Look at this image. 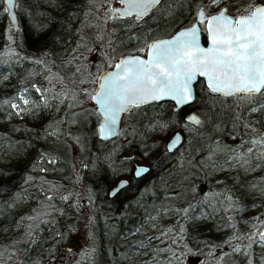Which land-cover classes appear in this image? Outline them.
Returning <instances> with one entry per match:
<instances>
[{
  "label": "trees",
  "instance_id": "trees-1",
  "mask_svg": "<svg viewBox=\"0 0 264 264\" xmlns=\"http://www.w3.org/2000/svg\"><path fill=\"white\" fill-rule=\"evenodd\" d=\"M17 2L18 7L14 9L16 26L11 32L6 13L0 14V102L15 97L25 88L35 100H39L31 85L47 86L46 72L43 65L33 62L35 59L55 61L54 72L70 74V67L62 66V61L69 58L72 49L84 37L86 47L80 49L83 57L80 63L96 73L105 52L98 35L115 30L112 39L116 42L115 54L120 56L139 46L137 41L128 39L130 35H139L142 42L151 28L168 26L170 32L186 25L191 21L192 9L196 5L195 0L172 2V15L167 18L153 20L145 17L147 23H143V27H130L128 22L132 18L129 17L105 25L102 19H96L102 13H97L95 8L91 15H86L88 0ZM156 15L159 17V13ZM9 46L17 53L16 57L9 58ZM89 48L96 50L90 53ZM194 93V100L189 105L175 110L168 100L135 110V115L128 117L127 123L121 120L118 132L127 134L106 140L95 134L96 115H82L75 124L57 125L56 121L68 111L63 106L61 111H56L55 106L39 107L20 117L9 116L11 110L0 103V245L7 247L19 241L15 248L24 264H145L147 259L137 257V252L165 245H160L159 241L148 244V237L157 234L148 233L143 227L140 233H131L143 226L145 218L155 213V208L184 206L188 201L202 199L205 193L227 186L238 198L240 211L232 213L235 221H248L264 213V194L260 188L250 190L253 183L264 187L258 179L264 177V170L256 174L233 169L220 171L203 163L207 159L210 138L219 140L224 148L236 141L231 138L234 132L229 122L231 113L225 116L221 103L209 99L213 94L208 92L200 78L194 82ZM83 99L91 112L94 109L92 102L87 97ZM188 108L199 113L201 125L186 124L184 117ZM258 115L254 114L252 119ZM217 125H220V131L216 130ZM56 127L63 133L59 139L45 134L46 130ZM176 130L181 132L182 143L168 152L165 141ZM69 132L72 138L67 135ZM75 137H80L79 143L74 141ZM42 153L55 156L57 163H38ZM224 154L221 151L215 159L223 163ZM84 164L88 167L85 168ZM136 164L147 165L150 171L134 177L132 171ZM40 167H46L48 171L41 173ZM29 174L45 177L49 183L56 184L60 195H69L68 201L57 199L55 207L48 208L39 180L35 185H24ZM121 176L126 177V185L115 195H109V189ZM186 176L187 180L184 179ZM217 180L224 183L218 184ZM192 186L197 188L195 195L190 191ZM24 188H27L28 198L18 206L7 207L14 193ZM176 193L180 196L171 203L167 197ZM257 197L263 200L259 202ZM212 207L206 204L196 208V215L211 213V217L187 225L186 244L176 249L178 255L173 264H186L180 256L202 244L215 245L217 256H225L222 264H246V261L238 263L242 255L233 254L231 247L223 244L232 235V230L227 227L218 229V225H225L226 218L223 212H213ZM34 210L51 214L27 221V216L35 215ZM204 220L208 221L207 227H199ZM29 223L33 225L31 237L27 235ZM238 228L248 230L243 223ZM58 232L63 233V238L57 236ZM70 237L72 240L66 242ZM29 240L34 242L29 244ZM141 241L146 245L144 249L138 247ZM93 248L95 251L89 255ZM262 254L264 248L257 252L255 264L261 263ZM9 264H16V257ZM197 264H217V261L209 253H203Z\"/></svg>",
  "mask_w": 264,
  "mask_h": 264
},
{
  "label": "snow or ice",
  "instance_id": "snow-or-ice-1",
  "mask_svg": "<svg viewBox=\"0 0 264 264\" xmlns=\"http://www.w3.org/2000/svg\"><path fill=\"white\" fill-rule=\"evenodd\" d=\"M116 3L120 7H113L111 0H88L89 9L86 15H91L95 8L97 13H102L96 16V19H102L105 25L110 21L129 17L132 18L129 26L139 27L141 22L147 23L145 17L158 20L167 18L173 11L172 0H116ZM17 7V0H2L0 4V14L6 13L10 17L9 32L16 25V15L13 10ZM213 8L217 10L212 12ZM157 12L159 17L156 15ZM114 32L115 30L98 35L105 52L104 60L100 65V69L103 70L98 69L96 73L91 72L86 64L80 63L83 59L80 49L86 47L84 37H81L80 43L72 49L69 58L62 61V66L70 67V74L54 72L55 61L35 59L34 63L44 67L46 72L44 80L47 86L35 83L31 85L39 100L25 95L29 92V89L25 88L15 97L0 102L11 110L9 116L23 117L39 107L55 106L56 111H61L63 106L68 111L63 118L56 121L57 125L75 124L82 115H96L100 120L97 131L101 139L106 140L120 134L126 135V132H118L117 126L122 119L127 123V118L135 115V110L145 105L166 98L174 100L177 106L191 102L194 99L193 84L198 78H203L213 98H222L224 115L229 116L231 113L229 122L234 129L231 138L236 141L234 145L224 148L219 140L210 138L207 159L203 163L220 171L233 169L248 173L257 168L264 169V0H199V7L190 24L170 38H153L151 30L142 42L139 35L135 33L130 35L128 39L137 41L139 46L127 55L115 54L116 42L112 39ZM202 33L207 35V47L201 43ZM11 39L12 36L9 35V40ZM95 50L88 49L90 53ZM8 55L12 58L16 57L17 53L9 46ZM44 55L47 56V53ZM88 85L93 87L90 89ZM84 97L95 105L91 112L85 107ZM229 100L232 101L231 104L228 103ZM254 114H259L256 119H252ZM202 123L195 114L186 118V124L195 126ZM158 127H166V125H158ZM216 130H221L220 125H217ZM45 134L59 139L63 133L59 127H56L46 130ZM67 135L72 138L71 132ZM74 141L79 143L80 137H75ZM181 143L182 137L177 133L169 143L168 151H173ZM221 151L225 153L223 163L215 159ZM125 159L130 160L131 157ZM38 163L55 165L57 158L42 153ZM84 167L87 168L88 165L84 164ZM39 171L46 173L48 169L40 167ZM149 171L150 169L146 167H137L136 175L141 176ZM184 179L187 180L188 177ZM258 179L264 184V177ZM37 180L48 208H54L57 199L68 201L69 195H60L59 187L49 183L45 177L26 175L24 185H35ZM126 183L121 181L111 195H115ZM217 183L224 182L217 180ZM258 188L264 194V187L260 184L250 185V190L255 191ZM190 191L195 195L197 188L192 186ZM179 196L180 193H176L167 199H178ZM27 198V188H24L23 191L14 193L7 207L18 206ZM206 204L213 206V212L224 213L225 225H218V229L223 230L227 227L232 230V235L223 244L231 247L233 254L247 257L246 264H255L253 246L264 248V213L248 221H235L232 213L240 211L238 198L227 186L205 193L202 199L195 202L188 201L184 206L168 205L155 208V214L148 215L146 222L159 223L165 217L172 216L176 219L172 224L161 226L158 235L148 237L149 243L157 240L160 245L165 246L157 245L148 252L138 253L149 257L145 260V264H173L178 255L176 249L186 244L187 225L211 217V213L195 214L197 207ZM34 211L35 215L27 216V221L32 222L40 219L42 215L51 214L41 210ZM41 222L47 221L41 220ZM240 223L245 224L248 230H240L238 228ZM27 227L29 228L27 235L31 237L32 223ZM142 227L137 228L131 235L140 233ZM151 227L157 229V223H151ZM57 236L63 238V233L58 232ZM33 242L29 240L27 243ZM18 243L20 242L14 241L7 247L0 245L3 249L0 251V264H9L13 257H16V264H24L15 248ZM9 247L12 248L11 251ZM138 247L144 249L146 245L141 241ZM24 251L27 252V249ZM94 251V248L91 249L89 255ZM5 252H8L7 256ZM209 255L217 261V264H222L225 259L224 255L217 256L214 251H210ZM160 256L164 259H160ZM260 259L261 264H264V254Z\"/></svg>",
  "mask_w": 264,
  "mask_h": 264
},
{
  "label": "rangeland",
  "instance_id": "rangeland-1",
  "mask_svg": "<svg viewBox=\"0 0 264 264\" xmlns=\"http://www.w3.org/2000/svg\"><path fill=\"white\" fill-rule=\"evenodd\" d=\"M116 3V0H112V5L113 4H115ZM130 23H131V20H130V22H128V24L130 25ZM139 27H143V22H141V26H139ZM151 27V26H150ZM142 30V32H143V29H140L139 31H141ZM151 30V32H152V35H154V34H164V33H166V32H168V30H169V27L168 26H163V27H161V28H159V29H154V28H151V29H149V31ZM136 42V41H135ZM98 69H100V68H98ZM98 69H97V71H98ZM96 71V72H97ZM26 95H28V96H30L32 99H34V96H32L31 94H29V93H27ZM204 97H205V95H204ZM209 99H212V100H215V101H217V102H219V103H221V99L222 98H219V97H215V98H213L212 96H210L209 97ZM35 100V99H34ZM196 113H198L196 110H194ZM199 114V113H198ZM97 119H98V117H97ZM261 170H264V169H262V168H257L256 170H254V171H252V172H249V173H252V174H256V173H258L259 171H261ZM215 177H217V175H215ZM121 178H123V179H125L126 180V177H119V179H121ZM213 180H214V177L212 176L211 177ZM248 179V178H247ZM126 182H127V180H126ZM116 183V182H115ZM114 183V184H115ZM113 184V185H114ZM112 185V186H113ZM111 186V187H112ZM169 194V193H168ZM256 200H258L259 202H261L262 200H263V198L262 197H257L256 198ZM169 201L172 203L173 201H174V199H169ZM155 213H153L152 215H154ZM174 220H175V217L174 216H172V217H165L164 219H163V221L162 222H155V221H153V222H146V218H145V221L143 222V228L146 230V232H148V233H156L157 235H158V229L161 227V226H167L169 223H173L174 222ZM151 223H157V229H153L152 227H151ZM207 225H208V221H203V222H201L200 223V225H199V227H207ZM72 240V238L70 237V238H68L67 239V241L66 242H70ZM157 240H152L151 241V243H153V242H156ZM151 243H149V241H148V244H151ZM213 245L211 244H202V245H200L197 249H194L193 251H190V252H187V253H185L184 254V256L183 257H181L180 256V258H182V259H184V261L186 262V264H197L199 261H200V257H201V255L203 254V253H209L210 251H214V252H216L215 250H217L216 248H213L212 247ZM259 249H261V248H259V247H256V246H253V250H254V252H255V258H254V260H255V262L257 261V252L259 251ZM141 252H143V251H139V252H137L136 253V256L137 257H139L140 259H148L149 257L148 256H144V255H140V254H138V253H141ZM145 252H148V250L147 249H145ZM163 256H160L159 258L160 259H164V257L162 258ZM179 258V257H178ZM244 261H247V257H245V256H242L240 259H239V262L238 263H241V262H244ZM176 262V261H175ZM173 263H174V261H173ZM257 264H261V263H257Z\"/></svg>",
  "mask_w": 264,
  "mask_h": 264
},
{
  "label": "water",
  "instance_id": "water-1",
  "mask_svg": "<svg viewBox=\"0 0 264 264\" xmlns=\"http://www.w3.org/2000/svg\"><path fill=\"white\" fill-rule=\"evenodd\" d=\"M112 6H113V7H120V5H118L117 3L113 4ZM13 11H14V10H13ZM14 13H15V12H14ZM6 15H7L8 19H9V21H10V17H9V15H8V14H6ZM10 23H11V21H10ZM189 24H190V23H188V24H186V25H183V26H180V27L176 28L173 32H171L170 34H168V35H166V36L156 37V39H167V38H170V37H171L172 35H174L176 32L180 31L182 28H184L185 26H187V25H189ZM15 26H16V25H15ZM203 34H204V38L202 39V36H201V43H202L203 46L207 47V35H206V33H203ZM124 55H127V54H124ZM100 70H103V69H100ZM107 70L110 71L111 69H107ZM200 79L202 80L204 86L206 87V84H205L204 79H203V78H200ZM206 88H207V87H206ZM193 93H194V84H193ZM194 96H195V93H194ZM164 100H168V101H170V102L173 104V107H172V108L175 110V109H177V108H179V107H181V106L189 105L194 99H193L191 102H189V103H187V104H184V105H181V106H177V104H176V102H175L174 100L167 99V98L164 99ZM92 105H93V107L95 108V105H94V104H92ZM192 114H195V115H197V116L200 118L199 114L196 113L194 110H189V111L186 113V115H185V119H186L188 116L192 115ZM99 123H100V120L97 119V122H96V124H95V134H96L97 138L101 139V137H100V135H99V133H98V131H97L98 126H99ZM119 126H120V124L117 126L118 130H119ZM177 133H179L180 136L182 137L181 132H180L179 130L173 131V132L168 136V138H167L166 141H165V149H166V151H168L169 143L172 141V138H173ZM112 138H114V137H112ZM110 139H111V138H110ZM178 146H179V145H177V147H178ZM168 152H169V151H168ZM137 167H146V168H148L147 165L136 164V165L134 166V168H133V171H132V175H133L134 177H138V176L136 175V169H137ZM121 181H126V180L123 179V178L117 180L116 183H115V184L109 189V191H108V194H109V195H111V193L113 192V190L116 189V188L118 187V185H120Z\"/></svg>",
  "mask_w": 264,
  "mask_h": 264
},
{
  "label": "flooded vegetation",
  "instance_id": "flooded-vegetation-1",
  "mask_svg": "<svg viewBox=\"0 0 264 264\" xmlns=\"http://www.w3.org/2000/svg\"><path fill=\"white\" fill-rule=\"evenodd\" d=\"M178 1H183V0H172V2H178ZM195 2H196V5L193 7V9H192V19H193V17H194V15H195V12H196V10H197V8L199 7V0H195ZM176 4V3H175ZM217 9H215V8H213L211 11L212 12H215ZM156 14H158V12L156 13ZM192 19H191V21H192ZM190 21V22H191ZM189 22V23H190ZM175 30V29H174ZM174 30H172V31H170V32H166V33H164V34H154V35H152L153 36V38H156V37H160V36H166V35H168V34H170L171 32H173ZM201 36H202V39L204 38V34L202 33L201 34ZM130 52H128V53H125V54H129ZM122 55H124V54H122ZM206 88V87H205ZM207 89V88H206ZM189 110H192V109H190V108H188L187 110H185V115H186V113L189 111ZM185 118V117H184ZM186 120V119H185ZM121 123V122H120ZM120 127V126H119Z\"/></svg>",
  "mask_w": 264,
  "mask_h": 264
}]
</instances>
